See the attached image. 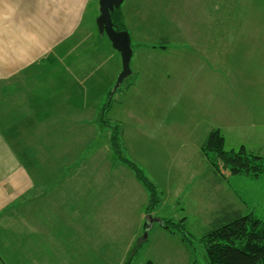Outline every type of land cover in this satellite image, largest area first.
<instances>
[{
  "label": "crops",
  "instance_id": "crops-1",
  "mask_svg": "<svg viewBox=\"0 0 264 264\" xmlns=\"http://www.w3.org/2000/svg\"><path fill=\"white\" fill-rule=\"evenodd\" d=\"M99 14L98 0H0V264H122L127 256L146 192L98 145L99 115L122 71ZM257 20L243 31L236 22L233 45L217 34L222 42L201 52L208 72L232 70L244 87L263 88ZM250 123L263 128V114Z\"/></svg>",
  "mask_w": 264,
  "mask_h": 264
},
{
  "label": "rangeland",
  "instance_id": "rangeland-1",
  "mask_svg": "<svg viewBox=\"0 0 264 264\" xmlns=\"http://www.w3.org/2000/svg\"><path fill=\"white\" fill-rule=\"evenodd\" d=\"M231 1L141 0L143 8L137 9L138 0H130L133 7H121L132 38V75L115 94L107 120L122 130L126 156L158 187L160 204L151 215L162 221L183 220L191 239L187 244L179 233H170L157 222L143 239L148 227L147 190L130 168L110 155L112 129L103 124L98 145L105 147L114 168H126L146 192L122 264H208L201 238L226 212L235 208L264 221V176L232 175L213 160L214 153L203 151L210 133L220 130L226 151L244 147L264 156V127L250 123L252 116H264V99H242L249 93L264 96V85L244 87L232 70L224 78L212 69L208 72L204 65L211 61L201 54L221 43L217 34L225 31V46L233 45L236 22L242 20L243 31L254 25L249 17L264 21V6L238 8ZM262 28L256 23L253 30ZM191 35L196 37L188 38Z\"/></svg>",
  "mask_w": 264,
  "mask_h": 264
},
{
  "label": "trees",
  "instance_id": "trees-1",
  "mask_svg": "<svg viewBox=\"0 0 264 264\" xmlns=\"http://www.w3.org/2000/svg\"><path fill=\"white\" fill-rule=\"evenodd\" d=\"M120 13L121 8L112 14L113 23L118 31L126 30ZM114 96L112 89L101 109L99 123L106 124L112 129L110 155L114 153L120 164L130 168L147 190L149 198L147 217L159 206L160 193L157 185L144 174L142 168L126 156L122 148L120 127L107 120V112L114 101ZM203 151L214 153L213 160L221 162L232 175L246 174L253 178L264 176V156L250 153L244 147L238 151H226L225 139L220 130L210 133ZM145 227L147 231V226ZM162 227L170 233H179L185 243H190L191 239L185 232L183 220L179 223L163 221ZM201 242L206 249L208 264H264V221L253 214L243 215L240 210L226 212L222 221L203 235ZM128 263L129 261L126 264Z\"/></svg>",
  "mask_w": 264,
  "mask_h": 264
},
{
  "label": "water",
  "instance_id": "water-1",
  "mask_svg": "<svg viewBox=\"0 0 264 264\" xmlns=\"http://www.w3.org/2000/svg\"><path fill=\"white\" fill-rule=\"evenodd\" d=\"M125 0H98L99 3V16L96 19V26L101 36H106L115 49L121 56L122 71L120 72L117 82L113 88V94L121 88L125 80L129 79L132 75L131 61L133 57L132 39L127 30L118 31L112 20V14L115 10L122 7ZM146 221L148 224L147 232L144 234L146 238L151 225L155 222L163 225V221L156 219L153 216H147Z\"/></svg>",
  "mask_w": 264,
  "mask_h": 264
}]
</instances>
